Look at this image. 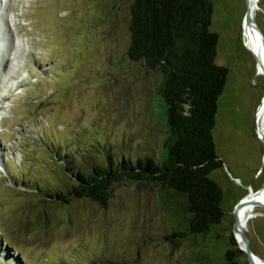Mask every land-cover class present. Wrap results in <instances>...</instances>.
I'll return each mask as SVG.
<instances>
[{
    "label": "rangeland",
    "instance_id": "obj_1",
    "mask_svg": "<svg viewBox=\"0 0 264 264\" xmlns=\"http://www.w3.org/2000/svg\"><path fill=\"white\" fill-rule=\"evenodd\" d=\"M258 1L254 23L264 35V0ZM132 2L3 4L15 32L4 28L0 37L6 35L7 48L12 43L18 58L9 64L5 55L0 67L2 76L3 66L17 65L6 92L0 89V264H214L204 250L208 239H167L176 226L170 214H180L181 205L151 184L115 186L106 210L79 200L49 211L9 174L19 170L36 185L52 188L60 186L64 164L66 171L72 167L67 150L79 161L99 160L102 148L116 159L157 153L162 124L153 106L157 112L160 76L127 57ZM213 4L216 64L228 69L212 134L223 162L210 175L223 191L219 253L235 233L237 203L264 188V140L255 122L264 78L243 41L247 1ZM245 233L253 254L264 261L262 205H254ZM239 263L248 264L246 256Z\"/></svg>",
    "mask_w": 264,
    "mask_h": 264
},
{
    "label": "trees",
    "instance_id": "obj_2",
    "mask_svg": "<svg viewBox=\"0 0 264 264\" xmlns=\"http://www.w3.org/2000/svg\"><path fill=\"white\" fill-rule=\"evenodd\" d=\"M213 15V0H133L130 6L127 57L160 76L155 97L159 109L155 112L153 106V112L162 128L154 156L116 159L102 148L99 160L86 156L79 161L75 151L67 150L72 167L68 172L62 167L60 186H38L19 170H9L14 182L38 195L49 211L79 200L106 210L115 186L127 181L151 184L181 205L180 214H170L176 220L170 242L208 239L204 250L212 263L219 258L220 264H240L245 255L234 234L218 253L224 245L219 243L223 191L210 175L223 162L212 134L228 69L216 64L219 35L211 30ZM59 154L54 156L58 165Z\"/></svg>",
    "mask_w": 264,
    "mask_h": 264
},
{
    "label": "bare ground",
    "instance_id": "obj_3",
    "mask_svg": "<svg viewBox=\"0 0 264 264\" xmlns=\"http://www.w3.org/2000/svg\"><path fill=\"white\" fill-rule=\"evenodd\" d=\"M258 2H259L258 0H248V6L252 12L253 20L255 19V16L257 14ZM2 3H3V0H0V30H4V28H7V30H9L7 32L9 33L11 32L13 34L15 32L14 31L15 29H12L13 21L11 17L5 12L6 10L2 8ZM242 28H243L242 35H243V41H244L245 47L248 51L254 54L253 56L255 57V61L257 63V68H256L257 73L264 78V50H263V46L261 42L262 37L259 34L260 39H261L260 41L257 35L258 33L254 29L248 27L245 21H244V25ZM2 38H3L2 43L4 44L5 42L6 44L7 42L6 35H2ZM10 45L11 46L9 49L6 47V49L0 52V67H1V64L3 63L2 61L5 58V55H7V59H8L7 62L9 64L13 63L18 58L17 56L18 53L15 52V46L12 45V43ZM16 67L17 65H13L12 67L3 66L4 73L2 76H0V89L2 90V93L6 92V90L8 89L7 83L11 81V79L14 77ZM263 78L261 79L263 80ZM0 98H4V97L0 96ZM0 118H1V114H0ZM255 122H256V130L259 135L258 137L264 140V98L262 100V104L259 106V109L257 111ZM244 199L248 201V205H246L240 210L238 214V219L241 222L243 229L245 231L247 228L249 219L252 216L253 211H254V205L251 203H254V202L261 203V204L264 203V188L263 190L261 189L256 192H251V194L245 197Z\"/></svg>",
    "mask_w": 264,
    "mask_h": 264
},
{
    "label": "water",
    "instance_id": "obj_4",
    "mask_svg": "<svg viewBox=\"0 0 264 264\" xmlns=\"http://www.w3.org/2000/svg\"><path fill=\"white\" fill-rule=\"evenodd\" d=\"M247 1V9H246V13H245V23L247 24L248 27L254 29L258 34L261 35L262 37V46H263V50H264V35L263 33L260 31V29L255 25L253 17H252V12L248 6V0ZM253 205H262L261 203H251ZM246 205H248V201L245 199H242L239 203H237V205L235 206L234 209V215H235V233L234 236L238 242V245L240 247V249L242 250V252L244 253V255L246 256V259L248 261V264H264V261L259 259L258 257H256L250 247V243L248 241L247 235L243 229V226L241 224V222L238 219V214L240 212V210L245 207ZM264 207V205H262Z\"/></svg>",
    "mask_w": 264,
    "mask_h": 264
}]
</instances>
